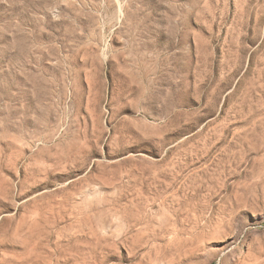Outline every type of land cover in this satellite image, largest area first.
Segmentation results:
<instances>
[{"label": "rangeland", "instance_id": "obj_1", "mask_svg": "<svg viewBox=\"0 0 264 264\" xmlns=\"http://www.w3.org/2000/svg\"><path fill=\"white\" fill-rule=\"evenodd\" d=\"M0 264H264V0H0Z\"/></svg>", "mask_w": 264, "mask_h": 264}]
</instances>
